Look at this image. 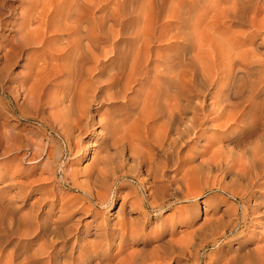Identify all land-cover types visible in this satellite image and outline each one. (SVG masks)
I'll return each mask as SVG.
<instances>
[{"label": "bare ground", "instance_id": "obj_1", "mask_svg": "<svg viewBox=\"0 0 264 264\" xmlns=\"http://www.w3.org/2000/svg\"><path fill=\"white\" fill-rule=\"evenodd\" d=\"M29 1L34 2L31 14L26 13V15L24 11L25 16L22 18L21 23L17 25V28L14 29L15 33L11 35L10 39L8 38L9 42L2 44L0 41V51L2 52L0 55V59L2 60L0 64V93H3L4 96H11L12 93L13 98L11 100L14 103H16V96L22 95V103L19 102V105H22L24 108L34 107L35 109L32 108L33 110H37V108L44 110L47 108V114L45 113L46 115L44 116L42 113L40 122L44 125H51L52 127L57 125L56 127H60L62 130L61 134L64 135L70 149L71 135L75 130L81 129L86 125L84 122L88 120H86L88 118V114L86 113L88 106L92 104L91 102H98L97 100L99 99L97 98H100V100H117V98L125 97L126 91L133 89L132 84L136 82L137 76H145L149 72V69H152L154 78H159L160 80V82L158 81L156 90L151 93L152 97L149 98L154 108L150 111L152 106L148 104L151 106V108L148 106L150 109H148L149 113L145 112V110L147 111V107L143 111L138 110L139 113H135L136 118L134 123L138 131L137 136L143 138V143L145 142L149 146L151 144L153 149H156V154H161L163 158L160 156L162 160L153 163L156 169H160L158 170L160 173L169 164L175 167L179 161L182 162L181 151L184 148H188L189 154L184 155L183 162L185 161L188 165L192 159H198L196 161L198 163L192 166L186 165V168L183 166L182 171L180 170L181 174L177 173L178 175L173 177L174 185L171 184L174 186V190L181 192L184 198H189V196L194 198L196 191L215 189L217 193L215 194L216 201L225 197L223 196L224 194H228L234 199L239 200L238 206L241 207L240 214L238 213L239 207L237 208V206L229 209L223 208L218 216H210L212 219L210 217L207 220L203 219L200 225L195 226L196 228L190 234H186L185 237L176 239L166 238L158 241L157 244L149 249H145V246H143V249L129 251L122 259L115 261L113 264H169L170 262H180V256H188L189 258L192 254L194 256L197 253L198 246L195 243V239L199 238L201 247H203L207 244H218V241L226 238L228 234H232L238 240V245L231 250L235 254L228 255L229 252L228 254L212 252L208 254V258L203 259V264H264V245H250L252 236H248L251 229H255L257 233H262L263 230L264 233V103L262 101L258 102L261 88L259 87L260 84H257L264 81L263 75L257 77L263 58L260 59L254 49L249 48L255 46L254 38L257 32L253 31L254 36L246 41L242 37L243 34H236L232 31L233 28L231 27L244 22V13L251 3L241 0L239 2L231 1L228 4V0V6H220V1L210 2L208 0H140L141 4L137 6L139 9L131 10L132 15H128L125 11L128 0H115L116 9L111 13H108L107 10V0H49L50 2L47 0L49 2L48 7L43 3L46 5V10L44 5L40 3L44 7V10H41L43 12L46 11L41 17V14L38 12L40 10L37 9L36 12L35 8L39 0ZM5 4L2 1L0 2V28L7 25L6 22L8 21H5L6 16H4V10L7 9V5ZM211 10L214 11L212 16L209 15V11ZM197 11L200 13L197 14ZM55 19L58 22L57 26H52L50 30L65 35V43H63L65 45L62 48L68 54L66 57V68L62 73L66 75L67 80L74 83L75 87L73 88L78 93V99H72L71 97V100L69 99V102L65 106L62 105V109H58V107L54 109L53 104L55 103L50 100L47 101L49 95L45 98H48L46 101L49 105L43 107L42 104L45 100L41 101V93L44 91L45 86L39 82V72L42 71L39 70V67L36 65L37 63L30 65V67L28 66L27 74H23L24 76L21 78H13L8 72L9 67L15 63L17 57L25 47H33L42 43L40 35L43 37V34L40 31L43 30V25ZM160 20H164L162 21L164 23L161 24L158 33H155V25L156 23L158 25ZM226 21L229 25L224 26L223 24ZM54 23L56 24V21ZM131 23L136 28L129 29ZM250 24L251 27L254 26L253 21H250ZM164 28L167 30L166 32H164ZM47 29L49 30V27ZM163 33H165L167 40H169L167 43V47L169 48L166 50L169 53L168 55L166 53L165 57H160L161 59H153L152 44L161 42ZM45 35L47 36V34ZM0 38H2L1 34ZM165 38L162 40L166 41ZM122 40L129 42L132 40L133 44L131 48L120 47L121 44L119 46L118 42ZM109 41L110 47L107 45ZM157 52L154 56L157 55ZM108 54L111 56L110 58L108 57V60L113 61V71L108 74L107 82L104 85L102 83L101 86H94L93 77L90 75L93 72L92 70L96 69L94 67L96 64L93 65V63L98 62L101 56L107 57ZM34 58L36 59L37 57ZM32 60L34 61V59ZM44 72L42 74H45ZM13 79L14 81L18 80L20 83L18 85L14 83V87L4 85L5 83L12 82ZM46 81H48V78ZM15 86L18 88L17 90H14L16 89ZM208 97L210 98L209 103H207ZM142 104L144 105V102ZM56 105H58L57 102ZM2 110L3 112L10 110V107L7 104L5 105V101H0L1 113ZM23 113L22 116L32 117L30 113ZM102 118L98 122H101L100 125L103 129L108 130L106 132L112 138L111 142L105 145L104 149L98 153H94L85 179L79 183L78 181L75 182L74 174L72 173H66L62 178L63 182L67 181L71 186L82 191L83 198L81 202L83 203L81 205L78 204V208L94 212V215L96 212L93 207H107L111 203V196L115 192L114 186L119 179L121 180L131 175L136 178L139 176V168L141 164L145 163V157H147V153L144 155L143 151H139V148H141L140 150L143 149L142 146L137 148L132 145L136 142L130 143L129 141L127 143L128 140L124 142L126 133L124 134V139L114 137L117 131L115 129L123 124H120L119 119L117 121L119 123H116L114 122L116 119L113 120L111 117L109 118L113 121L103 122L101 121ZM214 123H217V126L218 124L219 126H227L225 129L222 128L224 129L223 131H219L220 135H223V139L227 138L233 147V149L230 147H227L230 148L228 150H226L227 148L225 149L227 151L226 155L223 154L224 148L219 142L215 145L217 150L212 149L211 151L205 148L198 151L196 147V143L210 129L208 126L212 127ZM204 125L207 126L204 127ZM247 127L252 129L253 132L261 130L262 134L259 140L257 139L258 141L254 142L252 146L250 145L251 147L240 148L243 146V134H246L245 130H247ZM10 132L12 131L0 132V141L3 140L0 144L4 142V149H1L2 153L4 151L7 153V150L17 151L21 146H26L30 150L31 161L44 158L47 164L54 162L56 155L60 156V151L53 145V142L47 145L44 153L45 143L41 139L43 133L40 130L33 131L31 136L23 139H20L21 137L19 138L18 136L16 137L15 134H12L13 132ZM98 133H102V131L100 130ZM135 145L138 146V143ZM210 145L212 147V144ZM92 146H95V143ZM146 147L144 146V148ZM120 150L122 152L124 150L128 151L129 157L132 158V164L129 163L130 166L126 165L127 162L125 160L119 158L118 153ZM210 152H212L211 155L209 154ZM206 154L207 156H205ZM146 159L148 160V158ZM154 172L156 171L154 170ZM214 174L217 176H214ZM226 174H233L234 180L232 179L231 182L225 183L223 176ZM139 182L142 184L143 180L141 179ZM157 184L150 185L149 192H147L148 197L152 198L151 200L147 198L149 201L145 202L141 199L142 201L140 202L136 200L137 202L132 203L134 206L135 203H138V206L142 208L139 217H143L144 220L148 215V212L145 211L146 208L149 207L153 211L160 210L161 204L166 197V188V191L163 192L164 189L162 190ZM39 200L38 198L37 201ZM63 203L58 208L60 214L55 217L56 219H51V221L47 219L48 221L42 222L37 219L34 213L35 215H27L28 217L26 216L27 218L23 219L25 222L24 229L21 231L15 229V233L18 231L19 234L25 236L54 237V240L50 239L51 241L48 242L47 247L42 245L38 250L34 249L36 252L30 254L27 259L24 258L26 261L24 260L25 263L21 261L22 264H32L33 262L30 263V261H36L38 256L44 254L48 255L46 264H58V256L62 258L65 251H57L53 256H50V251L48 250L54 249L58 244H62L63 247L66 246V243L72 236L75 238L78 233L88 231L89 226L91 227L94 221L93 218V220L89 219L90 221L83 222L82 224L80 221L74 222L71 218L74 212L72 209L73 203L70 202L71 205ZM2 211L5 210L1 209L0 213ZM5 212L8 213L9 210ZM36 213L38 212L36 211ZM186 218L188 217L186 216ZM10 222H8L9 224L7 223L9 227L8 232H10L13 224V221ZM14 225L13 227L15 228ZM138 229L130 225H122L116 231H109L108 228L104 227V229H100L94 233L107 240H114L117 237L120 248H123L128 243V240L135 239L133 236ZM1 231L5 235V230ZM80 244L78 245L79 249L86 250L85 246L82 243ZM91 246H93V249L90 247L86 251L84 258L74 259L68 255V259H70V262L73 261V263L71 262L72 264H111L115 260L116 254L111 253L106 248L107 245H105V248L99 244H92ZM73 249L74 246L72 245L70 248L71 253ZM199 249L201 250V248ZM191 250L196 252L194 253ZM22 257L26 256L23 255ZM63 258L66 257L63 256ZM4 260V252L0 251V264H10ZM70 262L67 264H71ZM11 263L13 264V262Z\"/></svg>", "mask_w": 264, "mask_h": 264}, {"label": "rangeland", "instance_id": "obj_2", "mask_svg": "<svg viewBox=\"0 0 264 264\" xmlns=\"http://www.w3.org/2000/svg\"><path fill=\"white\" fill-rule=\"evenodd\" d=\"M1 1L3 3H6L5 5H7V9L4 10V16H6L5 21H7V20L8 21L6 22L7 25H4L3 27L0 28V34L2 35V38H0V41L2 44L3 43L7 44L9 42L11 35H13L15 33L14 29H16L17 25L19 23H21L22 18L25 16V14L26 13L31 14L34 2H31L29 0L28 1L27 0H0V2ZM48 1L46 0L44 2V0H43V2H42V0H39L38 4L40 6L37 4L35 7L36 12H37V9L40 10L38 12L41 14V17L43 16V14L46 13V11L43 12V10H44V7L46 10V5L48 7L49 2H50V1L49 2ZM208 1H210V2L220 1L221 2L220 6H222V5L228 6V4H230L229 2H231V1L239 2L241 0H229V1L228 0H226V1L225 0H208ZM227 1H228V4H227ZM244 1H249L251 3V5L244 13V22L242 24H237L235 26H231L233 28L232 31H234L236 34H239V35L243 34L242 37L244 39H246V41L254 36V32H257L258 36L256 35V37L254 38L255 46L249 47V48L250 49L253 48L254 51L257 53L258 57H260V59L263 58L262 64L259 66L260 69H259V73H258L257 77H260V75L261 76L263 75V77H264V71H263L264 70V67H263L264 66V0H244ZM114 2H115V0H107L108 13H111L116 9L115 8L116 4H114ZM40 3L41 4L44 3L46 5L43 4L44 5V7H43V5H41ZM139 4H141L140 0H132V1L128 0L127 4L125 6L126 13H128V15H132L131 10H136L137 8L139 9V7H137ZM28 8H29V10L31 9L30 12H28L29 11ZM41 9H43V10H41ZM24 11H25V14H24ZM196 13L198 14L200 12L197 11ZM209 13H210L209 15L212 16L214 14V11L211 10V11H209ZM245 17H246V19H245ZM55 21H56V24L54 23ZM162 21H164V20H160L158 22V25L156 23V25H155V27H156L155 31L156 32L154 31L155 33H158V31L160 30L159 28H161V24L164 23ZM250 21L254 22V26H252V27L250 26L251 25ZM52 22H53V25H52ZM57 23L58 22L55 19V20L49 21L48 24L43 25L45 27V30L43 27L44 32L42 29H41L42 31H40V33L43 34V37H42V35H40L41 39H42V43L38 44L36 46H33V47L32 46H28V48L25 47L24 50L21 52V54L17 57L15 63L9 67L8 72L11 74V76L13 78H18V77L21 78L24 76L23 74H25V75L27 74V70L30 67V65H34L37 63L36 65L39 67V70L42 71V72H39L40 73V76L38 78L39 82H40V84L43 83L45 86L44 91L41 93V101L42 102L44 100L46 101L49 98L47 101L50 100V101H53L55 103V104H53L54 109H57V107H58V109H62L63 106H65L69 102L68 100L69 99L71 100V97H72V99H78V93H77L76 89L73 88V87H75L74 83L71 82L70 80H67L66 75L64 73H62V72H64V70L66 68L65 67V65L67 64V58L66 57L68 56V54H66L65 49L62 48L65 45V44H63V43H65L64 42L65 35H62L60 33H59L60 34L59 35L57 32L50 30L52 26L53 27L57 26ZM223 25L227 26V25H229V23L226 21V23ZM46 27L47 28L49 27V30ZM134 28H136V26L134 27V25L131 23L129 26V29H134ZM46 29L49 31V33L51 35L48 33V31ZM166 31L167 30L164 28V32H166ZM52 33H54V34H52ZM45 34H47V36ZM163 34L164 35H162V37L165 38L166 35H165V33H163ZM124 37H127V36H124ZM162 37H161V42H155L152 44V46H153L152 58L153 59H159L160 57L161 58L165 57L166 53H167V55L169 53L168 51H166L169 48V47H167V43L169 40H167V36L165 38L166 41L162 40L163 39ZM60 41L62 44L60 43ZM120 44H121V46H120ZM132 44H133L132 40H131V42L126 41V40H122V41L118 42V45L120 47H124V48L127 47L128 49L131 48ZM256 44H259V45H256ZM39 45H41V46H39ZM107 45H108V47H110L109 46L110 41L107 43ZM28 49H30V50L28 51ZM51 49H52V51H51ZM60 49L62 52L60 51ZM156 52H157V55L154 56V54ZM1 53L2 52L0 51V55H1ZM109 54L107 55V57L101 56V58H99L100 60L98 62L93 63V65L96 64L94 66V67H96V69L99 68L97 71L94 68L95 70L93 69L92 70L93 72H91V74H90L93 77L94 86H97V85L101 86L102 83H103L102 85H104L107 82V79L109 76L108 74H110V72L113 71L112 70L113 61L108 60L111 57L110 56L111 54L110 55ZM158 54H159V56H158ZM28 55H29V57H28ZM38 56H39V59H38ZM25 57H27L28 59ZM34 57H37V58L35 59ZM102 57H103V60H102ZM32 59H34V61ZM1 62H2V60L0 59V64H1ZM24 65H26V66H24ZM40 66H42V67H40ZM46 66H47V68H46ZM59 67H62V68H59ZM41 68H43V69L45 68L46 70L45 69L43 70ZM51 69L52 70L54 69V70L52 71ZM50 71H52V72H50ZM43 72L45 74H42ZM48 73H49V75H47ZM92 73H94V74H92ZM47 78H48V81H46ZM154 79H155V81H154ZM152 81H154V82H152ZM158 81L160 82L159 78H154V75H152V69H149V72L145 76H142V75L137 76L136 82H134L132 84L133 89L127 90L125 93L126 94L125 97H120L119 99L117 98V100L116 99L115 100H100V98H97V99H99V100H97L98 102H96V101L91 102L92 104L91 103H90L91 105L89 104L90 106H88L87 113H86V114H88L87 115L88 118H86V120L87 119L88 120L84 122V123H86V125L84 127H82L81 129L79 128L80 130L77 129L73 132V134L71 135V140H70V142H71L70 149L68 148V144L66 142L64 135L61 134L62 130L60 129V127H56L57 125H55V127H52L51 125L50 126L44 125L40 122V117H42V113L44 116L47 114V108H45L44 110H42L41 108H37V110H33L32 108H34V107L24 108L22 105H19V102L22 101V95H17L16 96L17 97L16 103H14L11 100V98H13L12 93H11V96H8V95L4 96L3 93H0V101H5V105L7 104L8 107H10L9 111L3 112V110H2V113L0 112V132L1 131L2 132L3 131H6V132L12 131L13 133L12 132H10V133L15 134L16 137L17 136L19 138L21 137L20 139H23V138H26L27 136H31L33 131H39L40 130L45 135L44 136L42 134V137H41V139L44 141L43 143H45L44 144V153L47 149V145L50 142H53V145L56 146L57 149H59V151H60V156L56 155V157H54V162H52L51 164H47V162L45 161L44 158H39L38 160L36 159L35 161L34 160L31 161L30 160V150L27 149L26 146L25 147L21 146L19 148V150H17V151L7 150V153L5 151L2 153V150L4 149L3 148L4 142L1 143L2 145L0 144V146H2V147H0V212H1V209H4L5 211L9 210L8 213L5 211H2V213H0L2 215V216L0 215L1 216V218H0L1 219L0 220V223H1L0 229L3 227L1 230L4 229L5 235H6L5 236L4 232L0 230V251L4 252V259L7 261V263L8 262L10 264H12L11 262H13V264H18V263L22 264V262L25 263L28 256L30 254H33L34 252H36L35 250H38L42 245L47 247L48 242L51 240H54V237H50V236L49 237L46 236L44 238H40V237L35 236V235L25 236L23 234H19L18 231L19 230L21 231L22 229H24V223H25L24 218L27 215L30 216V215L36 214L37 219L39 221H42V222L47 220V219L50 221H51V219H56L55 217H57L60 214L58 208L62 205L63 202H64L63 204H67V205H71V203H73L72 209L74 212L72 213L71 218L74 222L80 221V223L82 224L83 222H88V221L93 220V219H94V221H93V223L91 222L92 225H91V227L89 226L88 231H82V232L78 233L75 238H74V236H72L70 238V240L66 243V246L63 247L62 244H58L55 246L54 249L51 248L50 250H48V251H50V256H53L54 253L57 251H65L63 256H65L66 258H63V256H62V258H61V256H58L59 257V258L57 257L58 258L57 259L58 264L69 263L70 259H68V255L72 256L74 259L84 258V255H86V251H88V249H90V247L91 248L93 247V246H91L92 244L102 245L103 248H105V245H107L106 248H108L111 253L116 254L115 260L111 262V264H113L115 261L122 259V257H124V255H126L129 251L140 250V248L143 249L142 248L143 246H145V249H147V248L149 249L153 245L157 244L158 241L164 240L166 238L167 239H176L179 237H185L186 234H190V232L194 228H196L195 226L200 225V223L202 222L203 219L207 220V218L210 216L211 217L218 216L223 208L229 209L231 207H236V206H237V208L239 207L238 206L239 200L234 199L233 197L229 196L228 194H224L223 196H225V197L222 196L224 199L223 198L222 199L217 198L218 201H216L215 194H217V193H216L215 189H210V190L209 189H203V190L196 191L194 198H191L190 196H189V198H187V197L184 198L183 194L181 192H176L174 190L173 177L175 175H178L177 173L181 174L180 170L182 171V169L184 167L186 168L187 166H190V165L192 166V165H195L196 163H198V162H196L198 159H194V160L192 159V161L188 165L186 164L185 161L183 162L184 155L189 154L188 148H184L182 150L183 154L181 151L182 162L179 161L175 167L171 166V164H169V166H167V168L166 167L163 168V170L160 171V173L158 171L160 169H156L155 164H153V163H157V161H160L163 158H162L161 154H156V149H153L151 144L149 146V144L147 145V143H145V142L143 143V141H144L143 138H139L140 136L139 137L137 136L138 131H137L136 124L134 123V121L136 118V114L139 113L138 110L143 111L146 109L145 107H147V111L145 110L146 113H149L150 111L153 110L154 106L152 104L151 99H149V98L152 97L151 93H153L156 90L157 84L159 83ZM14 83L16 85H18L20 82L18 80L14 81V79H13L12 82L5 83L4 85H7V86L9 85V86L14 87ZM99 83H100V85H99ZM257 84L258 85L260 84L259 87L261 88L260 89V96L258 98L259 99L258 102L262 101V103H264V81L259 82ZM38 85H39V83H38ZM15 88L16 89H14V90L18 89L17 86H15ZM73 89H75V90H73ZM144 92H145V95H144ZM149 92H150V94H148ZM71 93H72V95H70ZM75 94H76V96H75ZM48 95H49V97H48ZM46 97H48V98L45 99ZM58 98H59V100H58ZM137 98L140 100H138ZM54 100L57 102L58 105H56V102ZM146 100H149V101H146ZM45 101L42 104L43 107H47L49 105L47 103V101L46 102ZM145 101H146V103H145ZM143 102H144V105L142 104ZM209 102H210V98L208 97L207 103H209ZM148 104L151 105L152 108ZM136 105H137L138 109H137V107H135ZM19 106H20V108H19ZM148 106H149V108H151V110L148 108ZM40 111H41V114H40ZM132 112H133V114H132ZM22 113L23 114L30 113L31 114L30 116H32V117L22 116ZM100 117L104 118V119L102 118V120H101L103 122L113 121L114 119H116V120H114V122H116V123L120 122V124L123 123L122 125L119 126L120 128L117 127L115 129V131L116 130L117 131L115 132L116 136L114 135V137L118 138V139H122V138L124 139V134L126 133L124 142H126V140H128L127 143L129 141H130V143L136 142L132 145L137 147V148H139V146H142L143 149L140 150L141 148H139V151H143L144 155H146L145 153H147V155H146L147 157H145V163L141 164V166L139 168L140 169L139 176L136 178V177H132V175L130 174L131 176L125 177L121 180L119 179L118 180L119 182L117 181L115 186H114L115 192L111 196V200H112L111 203H109V205L107 207H98V206L93 207V209H95L94 211L96 212V214L94 215V212H88L86 210L84 211V210L78 208V206L83 203V202H81V200L83 198L82 191L71 186V184L67 181L63 182L62 178L64 177V175L66 173H72V174H74L73 177L75 179V182L78 181V183H79L80 181L85 179L86 174H88V171H89L88 168L90 166L91 159H92V156L94 155V153H98L100 150L104 149L105 145H108L109 142H111L112 138L110 137V135L107 134L108 130L103 129L102 126L100 125L101 122L100 123L98 122L99 119H101ZM109 117H111L113 120L112 119L110 120ZM132 117H133V119H132ZM106 118H108V119H106ZM118 119H119V122H117ZM121 126H124V127H121ZM206 126L207 125H204V127H206ZM220 126H219V124L217 126V123L216 124L214 123L212 127L208 126V128H210V129H208L205 133V136L199 142L196 143V147H197L198 151L204 150L205 148H208V150L210 149L211 151H212V149L217 150L215 145L218 142L223 146V148H224L223 154H225V155L227 154L226 150H228L230 148L233 149V147L230 144V141L227 140V138L223 139L224 138L223 135H220V133H219V131H223L225 128H227V126H223V125H220ZM126 128H128L127 131H126ZM222 128H224V129H222ZM246 129H247V130H245L246 134H243V141H244L242 144L243 146H241L240 148L248 147V146L251 147L254 142L259 140V137L262 134L261 130H255L253 132V130L249 129L248 127ZM100 130L102 131V133H98V131H100ZM103 132H104V134H103ZM131 132H132V134H130ZM250 132H251V134H250ZM127 133H128V135H127ZM134 134H136V135L134 136ZM141 134H143V133H141ZM134 140H136V141H134ZM1 141H3V140H1ZM94 143H95V146H92ZM137 143H138V146L135 145ZM210 144H212L213 148L211 147ZM144 146L145 147L147 146L149 148L151 147L150 148L151 150L149 148H148L149 149L148 150L147 147L144 148ZM227 147H230V148H227ZM120 151L118 153V156H120L119 158H122L123 160H125V162H127L126 165L130 166V164H132V158L129 157L128 151L127 150H124L123 152L121 151L122 153ZM186 152H187V154H186ZM211 153L212 152H210L209 154L211 155ZM143 154H142V156H144ZM207 154L205 156H207ZM209 154H208V156H209ZM42 155L44 156V154H42ZM160 156L162 159L160 158ZM146 158H148V160ZM192 162H194V163H192ZM154 170L156 172H154ZM163 171H165V172H163ZM52 173H53V175H52ZM215 174H214V176L219 175L218 173H217V175H215ZM232 176H234V175L233 174H226L225 176H223V181H225V183L231 182L232 179L234 180V177H232ZM141 179L143 180L142 184H141V182H139V180H141ZM151 182H153V183H151ZM153 184L154 185L157 184V186L162 188V190L164 189L163 192L167 190V193H165L166 197L161 204L160 210L153 211L149 207L146 208L145 211L148 212V215L144 220L143 217H142L143 219L139 217L141 215L140 211L142 208H140V206H138V203H135V206L132 205V203L134 204V202L136 200L138 202H140L142 200L145 202L151 200L152 198L150 199V197H148L147 192H149L148 190H149L150 185H153ZM165 188H166V190H165ZM38 198L40 199L39 201H37ZM36 201H37V203H36ZM74 201H76V202H74ZM215 203L217 204V206ZM85 205H87V204H85ZM2 206H4V207L6 206L7 208L6 207L4 208ZM73 206H75V207H73ZM35 210L38 213H36ZM240 212H241V207L238 208V213L240 214ZM9 213L11 216L9 215ZM178 214L181 217H179ZM185 214H188V215H185ZM93 215H94V217H93ZM186 216L188 218H186ZM189 217H190V219H189ZM211 217H210V219H212ZM7 218H9V219H7ZM11 218H14V219L11 220ZM138 218H139V220H138ZM6 219L11 221V222L13 221L12 227L15 223H16L17 227H16V225H14L15 228L14 227L12 228L11 225H9L13 230L10 228V232H8L9 231V227H8L9 221L7 222ZM137 220H138V222H137ZM5 222H7L8 224ZM19 222H21V223L18 225ZM99 224L101 227L99 226ZM122 225H130L131 227L136 228V229L139 228L138 231H136V233L133 236V238H135V239L134 240H128V243L123 248H120V246L118 244L119 239L117 237L114 240L113 239L107 240V239H103L102 237H99L98 235H96L94 233L100 229H104V227L108 228L109 231H112V230L116 231L120 227H122ZM256 228H258V227H256ZM15 229L18 230V231H16V233H15ZM11 231H13L14 233ZM10 234H13V235H10ZM2 235H4V236H2ZM263 235H264L263 230H262V233H257L255 229H251L250 232L248 233V236H252L250 239V245H254V244L260 245V246L264 245ZM245 236H247V235H245ZM97 241H98V243H97ZM80 243H82V245L85 246L84 248H86V250H84V249L80 250L79 249L78 245H81ZM195 243H197L198 247L197 246L196 247L198 250H197V253L194 254V256L192 254L193 257L191 256L188 258V256H180V262L179 261L170 262L169 264H192L193 262H195L193 264H197V262H198V264H203L204 260L206 258H208L207 257L208 254L212 253V252H217V254H222V253L228 254V252H229L228 255H233L232 253H234V251H231V250L234 249V247L238 245V240L232 234H228L226 236V238H222L221 240L218 241V244H216V245H219V246L207 244L206 246L201 247L199 238L195 239ZM71 244L74 246L72 253L70 252V248L72 246ZM199 248H201V250ZM120 249H122V250H120ZM191 251H193L194 253L196 252L194 250H191ZM10 253L12 254V256ZM23 255L26 257H22ZM195 256L197 259L194 258ZM38 257H37L36 261H30V263L33 262L32 264H46V262L48 260L47 254H44V255L38 256ZM24 258H26V259H24ZM65 259H66V261H64ZM71 262L73 263V261H71Z\"/></svg>", "mask_w": 264, "mask_h": 264}]
</instances>
